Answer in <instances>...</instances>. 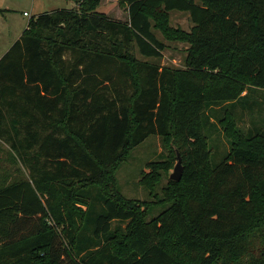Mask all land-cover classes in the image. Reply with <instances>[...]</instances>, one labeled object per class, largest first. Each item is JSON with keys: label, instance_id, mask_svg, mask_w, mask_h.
<instances>
[{"label": "trees", "instance_id": "obj_1", "mask_svg": "<svg viewBox=\"0 0 264 264\" xmlns=\"http://www.w3.org/2000/svg\"><path fill=\"white\" fill-rule=\"evenodd\" d=\"M67 1L0 59V140L27 174L0 188V264H264V122L244 133L225 109L220 162L207 141L212 108L251 111L264 91V0H117L124 22ZM156 29L187 43L183 69L155 63ZM150 136L180 155L181 179L157 203L124 199L115 170ZM169 168L148 163L140 184L150 194Z\"/></svg>", "mask_w": 264, "mask_h": 264}, {"label": "rangeland", "instance_id": "obj_2", "mask_svg": "<svg viewBox=\"0 0 264 264\" xmlns=\"http://www.w3.org/2000/svg\"><path fill=\"white\" fill-rule=\"evenodd\" d=\"M74 7L75 4L67 0H0V59L17 41V36H20L26 29L30 19L45 12L72 9ZM97 11L116 21L124 22L127 19L126 9L119 7L117 0H100ZM168 27L173 31L187 35L192 24L186 13L170 12L168 13ZM154 34L165 45L161 59L155 60V63L160 67L183 69L186 50L188 49L187 43L181 40L169 41L158 29L154 31ZM135 54L136 58L143 60L137 51H135ZM249 96V106H251L250 102L251 104L254 103L251 106L253 107L251 111L239 105L232 106L228 104L212 108L210 123L213 128L210 137L207 134V141L213 164L220 162L230 148L229 142L218 124L225 109L229 110L235 117L237 127L244 133L263 129L264 91L253 90L249 93ZM169 148L170 145L158 136H150L131 150L127 159L115 170L116 186L124 199L136 200L140 203L147 202L148 204L157 203L158 200L164 199L163 191L167 187L168 181H170L169 176L176 165V155L173 153V159L170 160ZM167 159L170 162V168L167 171L161 170L158 172V182L149 194L140 184L143 174L149 173L147 164L163 162ZM24 175H27L26 169L16 159L10 147L0 140V188L17 182ZM165 208L166 205L157 204V206H154L148 213L147 221L160 214ZM113 225V228L124 227V224H117V222H114Z\"/></svg>", "mask_w": 264, "mask_h": 264}, {"label": "water", "instance_id": "obj_3", "mask_svg": "<svg viewBox=\"0 0 264 264\" xmlns=\"http://www.w3.org/2000/svg\"><path fill=\"white\" fill-rule=\"evenodd\" d=\"M182 175V163L181 158L178 153H176V165L173 168L171 175L169 176V180L173 182H179Z\"/></svg>", "mask_w": 264, "mask_h": 264}, {"label": "crops", "instance_id": "obj_4", "mask_svg": "<svg viewBox=\"0 0 264 264\" xmlns=\"http://www.w3.org/2000/svg\"><path fill=\"white\" fill-rule=\"evenodd\" d=\"M22 34V33H21ZM21 34H20V36H21ZM20 36H17L18 38H17V40L20 38ZM9 47V46H8Z\"/></svg>", "mask_w": 264, "mask_h": 264}]
</instances>
